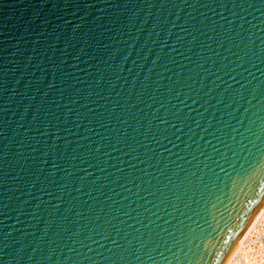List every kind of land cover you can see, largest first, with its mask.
Listing matches in <instances>:
<instances>
[{
  "label": "water",
  "instance_id": "obj_1",
  "mask_svg": "<svg viewBox=\"0 0 264 264\" xmlns=\"http://www.w3.org/2000/svg\"><path fill=\"white\" fill-rule=\"evenodd\" d=\"M264 207V0H0V264H225Z\"/></svg>",
  "mask_w": 264,
  "mask_h": 264
},
{
  "label": "built area",
  "instance_id": "obj_2",
  "mask_svg": "<svg viewBox=\"0 0 264 264\" xmlns=\"http://www.w3.org/2000/svg\"><path fill=\"white\" fill-rule=\"evenodd\" d=\"M249 233L234 258V264H264V214L257 219Z\"/></svg>",
  "mask_w": 264,
  "mask_h": 264
},
{
  "label": "bare ground",
  "instance_id": "obj_3",
  "mask_svg": "<svg viewBox=\"0 0 264 264\" xmlns=\"http://www.w3.org/2000/svg\"><path fill=\"white\" fill-rule=\"evenodd\" d=\"M264 214V207L262 208V210L260 211V213L258 214L257 218L255 219L254 223L252 224L251 228L254 226V224L256 223L257 219ZM251 228L248 230V232L241 238V240L238 242L236 248L231 252V254L229 255L227 261L225 262V264H234V258L240 248V246L243 245L244 240L248 239L250 233L249 231L251 230Z\"/></svg>",
  "mask_w": 264,
  "mask_h": 264
}]
</instances>
